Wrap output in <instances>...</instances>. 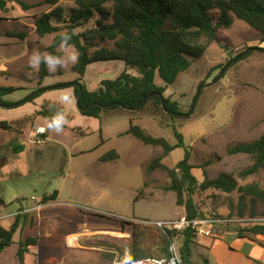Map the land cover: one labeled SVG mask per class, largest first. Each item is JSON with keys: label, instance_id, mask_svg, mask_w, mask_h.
Returning a JSON list of instances; mask_svg holds the SVG:
<instances>
[{"label": "rangeland", "instance_id": "1", "mask_svg": "<svg viewBox=\"0 0 264 264\" xmlns=\"http://www.w3.org/2000/svg\"><path fill=\"white\" fill-rule=\"evenodd\" d=\"M24 1L34 4L47 0ZM55 1L57 5L45 3L26 11L18 4L8 2L7 9L0 10V16L9 20L2 22L0 26V66L6 57L28 55L30 58L32 52L37 50L38 37L34 24L36 18L58 6L64 8L65 17L68 18L71 9L76 7V0ZM107 7L111 9L112 3H109ZM213 16L216 19L218 11H214ZM98 18L99 16L96 15L89 27H94ZM82 30V28L77 29V32ZM21 33L27 34L29 40L27 44H24L23 37L19 35ZM219 36L223 45L213 43L204 56L200 59H192L191 67L180 76L174 85L167 88L165 97H170L180 104L182 115L171 119L163 111L155 108L153 103H149L143 111L137 110L134 117L140 118L133 120V123L145 128L154 137L167 139L173 145L178 143L172 126L176 127L182 135L184 146L191 153L190 163L196 168L193 173L201 182L228 174L238 180V184H256L264 188V169L245 179L241 178V172L250 168L254 160L247 154L229 153V149L234 145L259 139L264 133V42H261L257 32L237 19L231 28H221ZM53 39L54 36L50 35L41 40L40 50L49 52L48 49ZM11 40L16 45L2 46L3 43ZM107 46L113 48V43ZM252 47H257L260 51L250 52L249 56H245H248L247 58L239 59L236 64L230 66L231 59H236ZM58 50L63 53L66 64L54 71V73L61 74H50L44 80L46 84H50L46 87L76 82L79 78V75L72 70V65L75 64L69 59L73 52H77L75 48L60 47ZM95 50L93 49L92 52ZM27 61V63H18V69L23 66L30 67L29 60ZM228 64L229 66L219 79L223 68ZM124 70L123 62L120 61L96 63L89 67L83 83L91 86L100 83L105 78L116 79ZM128 72L132 75H139L133 70H128ZM27 76L32 81H39V70L37 73L28 71ZM217 79L219 80L215 84L203 88L204 85L213 83ZM18 80L0 76V86L30 84ZM156 83L164 86L158 75ZM39 89L36 87L34 90ZM48 91H53V89ZM35 93L36 91L31 90V93H28L29 97H33ZM65 93L67 91H62V94ZM69 95L74 97L72 103L75 107L77 98L73 89ZM25 97L26 94L23 91H18L5 99L22 100ZM197 97V103L193 108ZM46 107L52 111V107L49 105ZM17 111L20 109L14 112ZM46 121L41 120L40 123H46ZM35 126V123H32L29 130ZM88 126L91 127L92 122ZM101 126L103 128L101 131L88 136H74L65 129L57 133L46 126V137L49 136L51 142H60L62 146L45 150L43 157L34 163L31 161L32 158L26 159V168L17 170L15 179L6 178L4 183H0V198L10 207V210L7 209L3 214L17 212L22 207L26 209L36 206L28 212L21 211L25 218L22 219L21 229L16 236L17 240L22 239V241L28 237L39 240V248L36 247L34 250L35 261L29 264L136 263L137 261H134L131 256L132 231L135 229L131 225H123V221L140 225L137 231L138 241L152 255V259L168 258L161 251L163 231L154 222L179 219L186 216V212L183 213L184 210L177 206L175 193L166 190L171 180L163 171L150 174L147 179V193H141L146 181V166H148L143 163L150 158L155 159L163 155L162 148H152L155 151L152 154L150 147L143 150L142 147L146 146L133 136L118 138L116 133L119 130H127L130 127V118L120 115L119 112L111 111L103 116ZM136 147H138L137 153L135 152ZM114 148L122 150L123 160L115 162L113 166H101L97 158ZM82 151L86 153L81 154ZM1 153L3 155H0V160H3L4 165L2 171L3 175H6L8 174L7 167L17 161L5 157L9 155L7 150ZM73 154L75 157H72ZM136 154L137 159L134 157ZM184 156L185 148H178L164 162L173 168L176 163L184 159ZM7 161L10 164H7ZM108 171H113L114 176L109 175L107 179L97 178V175L108 173ZM111 184L115 186L114 190L110 188ZM55 191L60 193L58 203L43 204V197ZM241 195L238 191L225 193L210 189L207 192H199L196 195V202L204 216L215 213L231 219L242 217L241 211L244 212L243 217L252 215V212L257 216H264V203L258 202L254 205L249 196H245L242 201ZM222 211L226 214H221ZM10 217L9 220L5 218L0 221L6 228H9L15 221L14 215ZM49 220L59 227L58 236H56L59 241L58 245L54 244L50 249L44 244L48 232L46 223L50 222ZM141 221H148V223ZM93 222L96 223L98 230L110 232L104 234L109 236H104L101 245H94L99 251L80 253L79 251L85 247V244L81 241L76 244L78 240L74 241L75 244L71 242L63 244L68 233L79 231L81 225L93 224ZM49 224L52 225V223ZM219 236H224V232ZM258 238L259 236L257 240ZM210 241V237H205L199 245L205 246L204 244ZM259 242L264 244L262 241ZM182 244L183 237L179 233L172 244L179 256ZM18 248V243H16L4 251L0 255V264H26V260L22 263L19 261ZM52 254L55 258L48 259L47 257ZM208 255V250L200 249L198 245H195L193 263L205 264V258H208Z\"/></svg>", "mask_w": 264, "mask_h": 264}, {"label": "trees", "instance_id": "2", "mask_svg": "<svg viewBox=\"0 0 264 264\" xmlns=\"http://www.w3.org/2000/svg\"><path fill=\"white\" fill-rule=\"evenodd\" d=\"M8 2L18 4L25 11L45 3L57 5L55 0L34 4H29L24 0H0L1 11L7 9ZM109 3H112L111 9L107 7ZM75 4L76 7L71 9L68 18L65 17L64 8L58 6L36 18L34 24L35 32L39 38L54 36L53 43L48 50L57 56L62 55L58 52L61 34L64 32L71 34L72 39L69 43L78 53V60L73 71L79 75V78L76 82L40 88L36 90L33 97H27L18 102H11L5 98L22 89L0 86L1 106L12 108L33 102L50 89L73 88L74 94L78 98L81 93L80 88H82V108L91 104L100 105L81 110L80 112L84 116L101 119L103 113L110 109H135L146 97L153 94V97L146 101L138 111H143L149 103H153L155 108L163 111L171 119H175L182 115L181 107L177 101L165 97L167 88L174 85L180 76L191 67L192 59L196 60L204 56L213 43L223 45L219 36L221 28H231L237 19L257 32L261 42H264V0H76ZM214 11H218L216 19L213 16ZM96 15L99 18L95 21V26L89 27ZM2 21L3 18L0 16V23ZM80 28L83 30L77 32V29ZM19 35L23 38L27 36L26 33ZM110 43H113V48L107 46ZM224 48L226 47L224 46ZM93 49L96 50L92 52ZM234 59H231L230 66L239 61ZM111 61L124 62L126 70L118 78L104 79L99 86L89 89L83 83L88 66ZM128 70L136 71L139 75H132ZM48 75L49 70L41 64L39 79L43 80ZM157 75L163 81L164 86L156 83ZM163 100L165 101L164 107ZM113 103H118L124 108L117 105L108 107ZM51 107L53 112L48 107H44L42 110L36 111L33 116L17 121L16 124L34 121L38 116L52 118L57 111H63L56 106ZM138 111L130 113L135 114ZM1 126L6 130L12 129L11 123L7 121L2 122ZM172 127L178 138L176 145L171 144L163 137L152 136L144 128L135 125L133 118L127 134L134 136L146 146L163 149V155L153 159L146 167V177L156 171L165 172L171 180L166 190L175 193L176 204L185 208L188 219L204 216L199 210L196 195L210 189L225 193L238 191L242 194L240 197L242 201L245 196H249L253 201L264 202V188L256 184L239 186L238 182L228 174H222L213 180L205 179L200 183L193 174L194 166L190 163L191 153L184 146L182 135L177 128ZM24 147L17 148L14 152L19 153ZM178 148H185L184 159L173 168L163 164V160ZM229 153L247 154L253 158L254 164L241 172L242 178L257 174L264 169V133L259 139L234 145L229 149ZM118 158V153L111 151L102 158V161L107 162ZM58 196L59 191L45 195L42 203L56 202ZM240 215L243 217L244 212L241 211ZM250 216L257 215L252 212ZM24 218V215L18 214L9 228H5L0 223V255L16 244L14 238L19 232ZM122 223L131 225L135 229L132 231V259L134 261L150 259L152 255L137 238L140 225L126 221ZM230 231L235 232L238 238L257 241L258 236H264V225L256 224L244 227L232 225ZM179 233L183 237V244L180 248L178 264H194L193 248L197 245V241L192 230L163 232L161 251L168 258L171 257L170 248ZM38 244L39 240L34 237H28L25 241L18 243L17 256L21 263L28 247Z\"/></svg>", "mask_w": 264, "mask_h": 264}, {"label": "crops", "instance_id": "3", "mask_svg": "<svg viewBox=\"0 0 264 264\" xmlns=\"http://www.w3.org/2000/svg\"><path fill=\"white\" fill-rule=\"evenodd\" d=\"M4 21H9V20L3 18L2 22H4ZM1 23H0V26H1ZM7 35H10V34H7ZM26 37L27 38H23L24 44H27L29 41L28 36H26ZM37 37H38V35H37ZM43 39L44 38L38 37L37 50H39V51H41L40 50L41 46L39 45V43ZM14 45H16V44H15V42H13V40H11L10 42L2 44V46H14ZM43 52H46V51L44 50ZM58 52H60V51L58 50ZM60 53L62 54L61 56L64 57L63 53L62 52H60ZM27 60H29L28 55H25V56L18 55V56L6 57L4 60H2V65L0 66V76L7 77V78H10L13 80L20 79L24 82L30 83V84H26V85L25 84H18V85L9 84V85L5 86V87L12 86V87L22 89L20 91H23L26 94L25 98L29 97L31 90L33 92L36 91V90H34L36 87L44 88L46 86H50V84H46L44 82V80L50 74L54 73V72L49 71V75L45 79H43V80L39 79V81H36V82L32 81L31 79H28L27 72L31 71L32 73H35V72L37 73L38 70H40V69H36L37 71H34L33 68L29 67V66H25V67L23 66L20 69H18V67H17V66H19L18 63H27L28 62ZM74 64H76V63H74ZM94 64H96V63H94ZM91 65H93V64H91ZM123 65H124V69L126 70V65L124 62H123ZM90 66H88L87 71H88ZM72 67H74V66L72 65ZM87 71H86V74H87ZM54 74L59 75L61 73H54ZM86 74H85L84 78L86 77ZM84 78H83V80H84ZM102 80H104V79H102ZM101 81L98 84H93L91 86L86 85V86L89 89H94L95 87H97L101 84ZM30 85H32V86H30ZM72 89L73 88L57 89V90H53V91L47 90L40 97L35 99L33 102H28V103L21 105V106H13L12 108H5V107L0 106V155L1 156L3 155L1 153L3 150H7L9 155H5V157H10V158L16 159V161H17L16 163L12 162L11 165L9 167H7L8 168V170H7L8 174L3 175L2 168L4 165L2 162L3 160L2 159L0 160V183H4V180H6V178L15 179L17 177V176H15V172L21 168H24V167L26 168V166H25V162L27 161L26 159L32 158L31 161L34 163V162H36V160L38 161V160H40V158L43 157V155L45 154V150L57 149V146L58 147L62 146L60 142H51V138L49 136H47V141L44 145L31 146V145L27 144V137H28V134L30 131L29 130L30 125L32 123H35V125L46 127V126H49L51 118H45L43 116H38L34 121H24V123H22L20 125L16 124L17 121H22L26 117L33 116L36 111L42 110L44 107H46V105H49V107H51V106H56L58 108L61 107V109H63V112L67 118V123L64 125L65 126L64 129L67 130L70 134H73L74 136H88L90 134H93L94 132L101 131L103 129L101 126V119L103 116L109 114L111 111L119 112V114L122 116H128L130 118V126H131L132 118H133V120H135L136 118H140V117H134V114L130 113L133 111H129L126 109H123V110L122 109H110V110L106 111L105 113H103L101 119L84 116L81 114L77 105L75 107H73L74 104L72 103V101L69 103H66V104L62 103L60 101V97L65 96V95H69V93L71 92ZM62 91H67V93L62 94ZM13 94H11L7 97L12 96ZM29 98H31V97H29ZM8 101L18 102L21 100H9L8 99ZM17 109L18 110L20 109V111L14 112ZM134 112H136V111H134ZM41 120H45V121L47 120V121H46V123H43V122L40 123ZM6 121L11 123L12 129L6 130L1 126V123L6 122ZM90 122H92L91 127L88 126ZM74 129H76V130H74ZM129 129H130V127H129ZM129 129L119 130L116 133V136L118 138H122L125 136H132V135L127 134ZM50 131H51V129H50ZM83 133H85V134H83ZM102 142L104 143V140H102ZM22 146H25L23 148V150H21L19 153L14 152L15 149L20 148ZM149 147L152 150V154L155 152L154 149H152V148H160V147H153V146H146V147H142V148H143V150H146V148H149ZM137 149H138V147L135 148L136 153L138 152ZM84 151H82L80 153L85 154L86 152H84ZM86 151H88V150H86ZM111 151H116L119 155V158L116 160L107 161V162L102 161V158ZM111 151H109L105 155L97 158V161L101 164V166H103V167L113 166V164H115V162L123 160L124 153L122 152V150H120L118 148H114ZM162 152H163V149H162ZM74 155L75 154H73L72 157H75ZM169 155L167 157H169ZM137 156H138L137 154L134 156L135 159H137ZM165 159L163 160V164H165V162H164ZM151 160H153V159L150 158L149 160L144 161L143 165L149 164L151 162ZM7 164H10V163H8V161H7ZM195 169L196 168H194L193 170H195ZM193 174L195 175V173H193ZM109 175L113 177L114 176L113 171H111V172L108 171V173H105V174H99V175H97V178L98 179H107L109 177ZM145 177H146V174H145ZM147 179H148V177H146V181H145L144 186L141 189V193H143V192H145V194L147 193V190H148L147 189L148 188ZM198 180H200V179H198ZM236 181L238 182V180H236ZM199 182L202 183L203 181L202 182L199 181ZM246 185H248V183L239 184V186H246ZM110 186H111L110 188L112 190L115 189V186H113V184H111ZM106 192H107V190H106ZM58 199H59V196H58ZM258 202H261L262 204L264 203L260 200L252 201V203L254 205L255 204L257 205ZM55 203L57 204L58 200ZM72 206H76V205H72ZM35 207L36 206L34 205V206L28 207L26 209L24 207H22L21 209H23V211H25V210H32ZM178 207H180V206H178ZM7 209L10 210V207L0 198V210H1V212L6 213ZM21 209H19L17 212L10 213V214H15V213L21 212L20 211ZM181 209H183L184 210L183 213H185V208L181 207ZM221 214H226V213H225V211H222ZM7 219L9 220V219H11V217L10 218L8 217ZM49 223H52V225ZM230 227H232V225L222 227V231L224 232V236H221L218 238H211L210 237L211 241L204 244L205 246L199 245V242H203V239L205 237H199L198 238V240H197L198 247H200V249L203 248V249H206L209 251L208 258H205V264H264V244H261L260 242H258V241L264 242V236H259L257 241H253V240H250L248 238H238L237 234L235 232L230 231ZM58 228L59 227H57L56 225H53L52 221L46 223V231H48V232L45 236L44 244L47 245V248H49V249L54 244L58 245L59 241L56 239V236H58ZM79 229H81V230L75 231L72 233H68L64 238L63 244H65L66 242H68V243L71 242V243L75 244V242H74L75 240H78V241H76V244H78L81 241L82 243L85 244V247L84 248L82 247V250L79 251L80 253L81 252L93 253L94 251H99V249L95 248L94 245H101L103 242L101 240H104L103 239L104 236H109V235H104V234L110 233V232H106L105 230H98L96 223H94V222H93V224H88V225L83 224V225H81V227ZM17 234H16V236H17ZM16 236L14 238L16 243H19L20 241H22V239L17 240ZM88 245H90V246H88ZM36 247H37V249L39 248L38 245L28 247V251L24 256V260H26V264H29L32 261L33 262L35 261V254H34L35 251L34 250ZM47 258L52 260L55 258V256L52 254V255H49Z\"/></svg>", "mask_w": 264, "mask_h": 264}, {"label": "built area", "instance_id": "4", "mask_svg": "<svg viewBox=\"0 0 264 264\" xmlns=\"http://www.w3.org/2000/svg\"><path fill=\"white\" fill-rule=\"evenodd\" d=\"M47 127L36 125L33 129L30 130L27 137V144L31 146H41L44 145L47 141ZM30 210H25L28 212ZM21 214V212L15 214H3L0 210V221L8 218L12 215L15 217ZM143 223H148V221H141ZM159 228L162 229L163 232L166 231H177L182 232L185 230H192L193 234L196 238L199 237H211L218 238L221 237L219 235H223L222 227L225 226H235L241 225L251 226V225H264V216H248V217H235V218H227L217 215L215 213L210 215H205L203 217L188 219L187 216H182L179 219L174 220H166V221H157L154 222ZM172 256L169 258L163 259H147L137 261L133 264H178L180 257L176 252L175 246L172 245L170 248Z\"/></svg>", "mask_w": 264, "mask_h": 264}, {"label": "clouds", "instance_id": "5", "mask_svg": "<svg viewBox=\"0 0 264 264\" xmlns=\"http://www.w3.org/2000/svg\"><path fill=\"white\" fill-rule=\"evenodd\" d=\"M72 39L71 34L64 32L60 37V47L68 48L71 47L70 41ZM69 59L75 63L78 60V53L73 52ZM30 67L33 69H39L41 64H43L50 72H54L57 68H62L65 66L66 61L64 57L57 56L49 52H42L39 50H34L29 58ZM74 99L71 95H65L60 97L62 103H69ZM67 123V118L63 111H57L51 118L49 127L57 133L64 130V125Z\"/></svg>", "mask_w": 264, "mask_h": 264}, {"label": "water", "instance_id": "6", "mask_svg": "<svg viewBox=\"0 0 264 264\" xmlns=\"http://www.w3.org/2000/svg\"><path fill=\"white\" fill-rule=\"evenodd\" d=\"M253 51H260V49L259 48H257V47H252V48H249V49H247L244 53H242L239 57H237L236 59H235V61H237V60H239V59H242V58H244L246 55H248L250 52H253ZM229 64H231V63H229ZM229 64L226 66V67H224L223 68V70H222V73H221V75H220V77H219V79L221 78V76L224 74V72L226 71V69H227V67L229 66ZM219 79H217V80H215L213 83H210V84H207V85H204L203 86V88L204 87H209V86H211V85H213V84H215ZM81 89V93H80V96L77 98V107H78V109L81 111V110H85V109H89V108H91L92 106H100L99 104H91V105H89V106H87L86 108H82L81 107V99H82V96H83V91H82V88H80ZM200 95V92L198 93V96ZM153 97V94H151V95H149L148 97H146L135 109H127V110H129V111H137V110H139L140 109V107L146 102V101H148L150 98H152ZM197 100H198V97L195 99V101H194V103H193V108H194V106H195V104L197 103ZM114 105H117V106H120V107H122V108H124V106H122V105H120V104H118V103H113V104H110V105H108V107H112V106H114ZM164 105H165V101L163 100V107H164ZM1 106V105H0ZM3 107V106H2ZM124 109H126V108H124ZM167 113H170L169 111H166ZM193 112V109H192V111H191V113Z\"/></svg>", "mask_w": 264, "mask_h": 264}]
</instances>
